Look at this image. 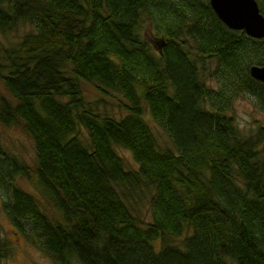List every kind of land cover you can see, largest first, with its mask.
<instances>
[{
    "label": "trees",
    "instance_id": "obj_1",
    "mask_svg": "<svg viewBox=\"0 0 264 264\" xmlns=\"http://www.w3.org/2000/svg\"><path fill=\"white\" fill-rule=\"evenodd\" d=\"M20 24L29 30L0 46L11 96L0 123L31 138L37 185L60 217L16 184L31 171L0 136V197L18 231L59 264H264V123L244 135L227 113L244 97L264 114V82L249 73L264 37L228 28L209 0H0V32ZM82 82L121 95L126 113L87 101ZM132 193L150 195L148 222ZM10 255L0 243V264Z\"/></svg>",
    "mask_w": 264,
    "mask_h": 264
},
{
    "label": "rangeland",
    "instance_id": "obj_2",
    "mask_svg": "<svg viewBox=\"0 0 264 264\" xmlns=\"http://www.w3.org/2000/svg\"><path fill=\"white\" fill-rule=\"evenodd\" d=\"M28 24H20L15 30L7 33L0 32V46L9 47L15 45L20 36L29 30ZM82 91L85 99L89 102L101 98L105 103L99 104L98 108L104 109L107 113L120 118L126 113L122 107L124 98L118 94L104 95L89 82H82ZM0 96L11 98L9 92L5 89L0 81ZM231 115L242 134H251L259 124L264 123V114L258 110L252 102L244 97H239L233 101L231 108L227 112ZM144 117L147 119L151 130L156 138L160 148L171 147V142L167 134L154 123L147 112L144 111ZM0 136L3 146L7 151L13 153L21 162L27 165L31 171V177L26 178L17 176L16 184L33 194L40 208L51 218L58 219L59 213L56 208L43 196L36 182L35 172V151L31 138L25 133L20 126H4L0 123ZM79 138L88 143L89 139L85 131H81ZM119 154L123 157L127 168H136L132 154L123 148L118 149ZM133 196L127 199L132 212L141 222H148L151 219L149 206L150 195L143 193H132ZM6 242L10 246L11 255L1 260L2 264H59L41 247L33 243L29 237L18 231L9 220L5 209L2 206L0 197V243ZM172 243H181L180 238H173ZM158 246V243H155ZM72 263L74 261L72 260Z\"/></svg>",
    "mask_w": 264,
    "mask_h": 264
},
{
    "label": "water",
    "instance_id": "obj_3",
    "mask_svg": "<svg viewBox=\"0 0 264 264\" xmlns=\"http://www.w3.org/2000/svg\"><path fill=\"white\" fill-rule=\"evenodd\" d=\"M218 18L230 29L241 30L253 38L264 37V15L257 0H209ZM250 75L264 82V64H254Z\"/></svg>",
    "mask_w": 264,
    "mask_h": 264
}]
</instances>
